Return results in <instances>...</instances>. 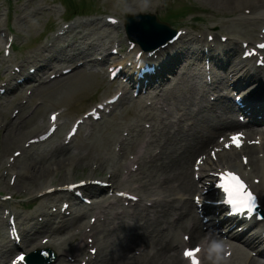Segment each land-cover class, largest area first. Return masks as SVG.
<instances>
[{
  "label": "bare ground",
  "instance_id": "obj_1",
  "mask_svg": "<svg viewBox=\"0 0 264 264\" xmlns=\"http://www.w3.org/2000/svg\"><path fill=\"white\" fill-rule=\"evenodd\" d=\"M214 1L220 4V8L222 10L228 11L231 14L233 12H241L246 8H250V14L245 15L247 19L253 18L254 15H258L264 19V9L262 7L258 8L259 6H264V0ZM151 2L152 0H134V2L132 3V5L136 7L134 13H143L146 12V7H155ZM122 22L124 23V21ZM250 24L251 22L244 23V26H246L249 32L253 31V27ZM72 29L73 27L71 26L70 30ZM229 30H234V26H231ZM189 35L187 36L188 38H186V36H181L173 44H169L166 48L163 49L166 53H169L168 61H166V59L165 62H163L165 67L168 69V74L164 75L160 81L161 86L165 88L164 101L167 103L173 102L174 104H172L175 106L177 111L182 114V117L178 119L177 123L169 121L170 112H168V119L165 120L162 117V114L165 112L160 111V114L157 117L156 121L152 124V132L149 133L148 130L141 128V123L147 118L145 114H149V108L147 106H144L145 102L149 100L148 95L140 96L141 99L134 100L130 95H128V92L124 91L125 95H123L120 102L123 101L130 104L131 102H133L132 105L129 106L128 104H126L122 109L115 110L112 114L105 118L102 123L96 124L89 132L88 136V138L90 139L94 134H96L95 138L91 141H89L88 139L85 141L83 140V142L81 143V146L84 147L83 150L92 149L95 152L99 153V157L94 158L95 162L97 163L96 169H94L93 171L90 169L91 159H89L88 157H83L81 153L80 155L76 156L72 155V148H68L67 146H64L62 144H59L55 147L54 151H56V153L48 152L46 155L37 154L36 156H32L29 161L25 162L21 166V169L18 168L17 178H19L24 172L29 174L30 176L33 175L32 177H24L21 179V181H18L19 183H21L22 190L28 191L32 189L33 192L42 191L53 185H62L63 183H65H62V180L65 179V181H67V179L70 178L74 172H78L79 169L86 168L90 169V175L97 172L102 175L106 172H110V179L114 182V179L117 178L119 173L118 165L112 167L110 166V160L111 158H114L116 154L112 149V144H120L121 150L125 151L128 149H134L142 138L144 139L147 136L150 137V139L148 140V146L153 147L154 151L159 149V154L155 156L151 155L153 157L154 166L149 171L150 176L147 181V186H149V188L152 185H155V187H157L162 175H166L164 179L165 182L170 181L171 183L176 182L177 184L167 186L165 191L168 192L169 195H166L161 200H156L158 209L152 211L154 214L151 213L138 215L137 218L145 220V223L140 226L141 229H144L143 232H140V229H137L136 225H122L121 222H118L115 219H111V217L109 216L101 221L98 225L96 224L93 228V232L96 238H98L99 243L97 244V251L99 255L94 258L95 260L92 261V264H120V257L126 251L129 252L135 245L138 246L135 249L144 247L141 251L140 256L136 257L135 260L129 261L125 264H186V261L180 255V250L179 253H177V250L180 248V239L174 233V223L168 221V218L171 219L173 217V214L177 211H180V217L179 219L177 218V221H179L181 227L183 225V223L181 222V217L187 218L188 226L185 225V227L187 229H190L193 234L194 240L201 239L198 238V236L204 234L202 229V222L200 221V219H198L199 217L194 212L196 207L193 204L192 200L189 199V197L183 199V197L171 198L170 196L176 192L183 193L187 196L189 193L196 190V183L192 178L191 170L189 168L190 161L192 160L196 152L204 149L205 146H207V144L210 142V133L223 129L221 127H223L224 125L222 124V122H224L223 116L225 112L231 111L230 116L233 118V112L238 111L240 107L235 105L234 102H231L229 96L226 97L224 93H220L221 91L227 90L230 87V80L227 77H224L223 74H216L218 78H216L214 81V88L217 89L215 93H218V97L216 100H213V103L208 101L209 97L206 95L204 90H200L198 86L191 82L189 73L194 70V66H199L200 61L197 65L192 63L188 58L179 57L184 52H186V49L183 47V43L189 40H195L194 37H191ZM86 37L87 34H82L80 36V38ZM99 37L102 39V35ZM56 39L55 44L57 45V42L62 39V36H58ZM79 42L83 41L81 39L75 38H73L72 40L73 44H77ZM225 44L228 45L221 46L215 51L213 48H211L210 52L204 55V57H206L207 59H211L210 62L212 68L215 70H219L220 67L224 66L226 62L228 60H231V58H233V56H235V53L237 52V45L228 42V40L225 42ZM98 45L99 44L93 41L90 44L79 46L77 47L76 52L69 55L68 60H72V58L75 56L82 57L80 59L88 57L90 56L89 53L97 48ZM202 52L199 48L198 50H192L191 54L192 56L198 54L199 57H202ZM40 56L44 55L40 53ZM221 56L223 58H220ZM2 63L4 64V61H2ZM23 63H25V60H22L20 62L21 67ZM34 65L38 66V63ZM50 68H53L52 65L50 66V62L46 61L40 67L38 66L35 73L29 75L27 79L29 80L32 78H36L39 76V74H41L42 72L45 73V70ZM76 69L80 70L75 73L80 74L79 76H77V78H75L77 82L81 80H83L84 82H88L89 79L96 78V75L91 71L87 72L81 70L79 67H77ZM25 71H27V69ZM70 77L73 76H69V78ZM243 81H239L238 83V87L240 89L247 87V85ZM255 81L264 83V78H260V73H258L257 69L253 73H251L248 82L251 83V85H254ZM63 84L57 87L50 86L48 90L39 89V93L42 94L44 100L47 102V104H49L50 102H52V99L56 98L63 91L67 90L68 85ZM24 85L25 84H23L15 92H9L8 94H10V96H14L17 92L18 95H22L23 92L19 89H22ZM242 91L240 90L238 94L244 93ZM254 95L255 94H247L244 100L248 103H252L253 101H255L254 103L264 104V85L260 88L259 93L255 96ZM9 103L10 101H6L0 104V115H5L7 108H9ZM12 103L16 105L17 99L13 100ZM193 105H195L196 108L193 107ZM245 113L248 116H251V114L247 112ZM126 117L127 119L125 121H122ZM183 119H188L191 122L189 129L186 128L182 123ZM2 122L5 124L4 129H6L5 144L2 147L4 151H8L10 148L12 149L13 146L17 144L22 147V143H24L28 138L32 137L31 135H36L37 132H39L42 129V126L45 124L41 121L34 122L30 116L28 117V119L24 120L21 125L16 124V122L12 119L7 123L6 121ZM225 125L227 126V123H225ZM9 126H13V129L18 130V133H13L14 137L12 135H9V132H7L9 131ZM124 130L129 131V135H127L126 137H124L123 134ZM77 146L78 145H76L75 147ZM66 150H68L69 153ZM105 150L106 155L102 156ZM145 153H147V150H145L143 154ZM50 159L51 162L49 161ZM261 165L262 170L264 171V157L261 159ZM147 166L149 167L150 164H148ZM254 170L260 171L259 168L256 167L254 168ZM154 172L161 173L158 176V180L154 178ZM1 176L3 175H0V183L2 182V185L5 188L9 187L10 185L8 184L7 180L3 181V179H1ZM262 178H264V173L262 175ZM50 182L52 183L49 184ZM60 182L61 184H59ZM152 188L154 187H151L150 189ZM96 190L97 189L95 187H90V185L84 188V191L85 193H87V195L95 193ZM148 194L150 193L148 192ZM49 198V201H43L44 206L38 208L35 213L30 215L29 217L22 218L21 215H17L19 225H16V229L18 231H21V234H23L25 237L20 246L28 248L29 250L38 248L42 246L41 243H43H40L39 239L43 238L44 236H48L50 237L51 241L46 245L57 248L61 259L64 257L62 260L66 259L68 255H74V257L75 255H80V253H78L76 250L78 247H80L79 244H77L75 248L74 246L63 247L62 245H65L66 240L73 239L78 231L86 230L88 223H86L85 220H81L85 215V210L81 208L73 212L70 217L68 216L62 218L61 228L55 231H49L53 229L49 227V225L48 227L39 228L36 225L39 224V222L37 221L38 216L53 214L49 210L50 203H53V205H55L64 197L58 195L56 197ZM0 204H3V202H0ZM107 207H109V205H107ZM112 213L113 212H111L109 215H111ZM120 215H122V213H120ZM149 217L153 220V222L149 221ZM44 223H48V218L45 219ZM46 229L48 231H45ZM251 231H248V233H250ZM245 238L247 241H249L248 245L255 242V238L253 237L246 235ZM101 240H104V242L102 243ZM212 245L210 246L208 253L206 250V255H219L218 249H212ZM17 248L19 247L13 244L0 245V264H6L7 257L11 252L17 250ZM249 256L250 255L242 254L241 252L234 249L233 261L235 263L238 262L239 264L240 261L244 262L245 264H264L257 261L256 258H250ZM261 256L264 257V252L261 254ZM206 258L209 257L206 256ZM92 259L93 257H89L88 261ZM89 263L91 264V262ZM221 263L224 264L222 261ZM221 263L214 260H208V264Z\"/></svg>",
  "mask_w": 264,
  "mask_h": 264
},
{
  "label": "rangeland",
  "instance_id": "obj_2",
  "mask_svg": "<svg viewBox=\"0 0 264 264\" xmlns=\"http://www.w3.org/2000/svg\"><path fill=\"white\" fill-rule=\"evenodd\" d=\"M65 1L66 0H0V31L7 35H11L13 38L16 35L14 41L15 50L11 55V59H14V62H17L18 59L23 57L25 58L30 55L31 52H36L41 46H44L50 32L55 30V28H57V26L68 16L63 5V3H66ZM69 2L76 5L77 9L81 8L80 6H83L84 4L87 5V10H84L83 12L89 14V16L76 18L74 20L87 21L89 17L100 18L107 15L126 19L127 15L131 14L136 9V7L132 5L134 0H69ZM151 3H153L155 7L145 9L147 12L156 13L159 18L169 20V23H171L173 27L191 26L193 27L192 32H200L203 34L204 40L207 33L219 32V30L224 34H234L239 36H250L251 34H247V30L242 27L243 22L239 18L240 12H233L231 14L228 11H224L220 8V4L214 0H152ZM177 13H181L182 15L179 16V18H170L172 14ZM6 14H8L7 17ZM231 26H234V30L230 31L229 28ZM256 28L258 31L260 29V24H257ZM79 30H81V33L88 34L86 38L82 39L83 42L77 43V45L80 46L87 45L91 41L96 42L100 46L102 44L111 45V43H109V37L113 39L114 36H116L113 30L106 28L101 23L83 25ZM99 31H101L100 34H102V39L98 40V36L100 35L98 33ZM119 36L123 40L124 47H126L123 29L119 30ZM68 38L69 42H72L69 35L65 38L63 43L57 45L55 51L47 54L51 63L56 64L57 66H64L72 64L71 62L78 59V57H76L71 61L68 60L69 55L77 50L75 49L77 48L76 44H73L71 48H66L67 42L65 41ZM185 48V53L189 56L188 50L190 48L192 49V46L185 45ZM0 55H3V43H1L0 46ZM188 59L195 62L196 58L190 56ZM196 62L198 61L196 60ZM96 68L97 69L91 70L94 71L96 78H91L88 82H84L83 80L77 82L75 78L80 74H74L71 75L73 77H66L68 79L65 78L61 81H54L47 87L40 86L41 90H48L50 86L57 87L66 81L64 84L68 85V88L56 98L52 99V102L49 104L44 100L41 93H39V97H37L38 99L33 98V102H38L37 104H39L35 118H38L39 116H47L50 110L58 109L59 107H64V109H66L64 113H67V116L64 115L67 118L75 117L92 104L113 93L115 89L110 91L106 90L108 83L107 75L105 78L98 73V70L102 71L100 69L102 68V65L97 64ZM87 72L89 71L87 70ZM194 74L198 75L199 84L196 82L194 83L199 87H202L200 82V70L196 68ZM2 75L3 74H0V77ZM0 118H2L1 115ZM190 124L191 122L188 120L184 122V125L188 128L190 127ZM86 135L87 134L84 132L79 134L73 144L76 145L78 141H81L82 139L84 140ZM95 136L96 134L91 137L92 139H90V141L93 140ZM81 150L83 149L80 148V151ZM93 152L94 150L90 149V157ZM77 178L80 179L78 176ZM20 190L21 187H19L18 190L0 187V194L10 195L11 192H17L18 196L11 201L13 205L20 207L18 206L19 203L24 199H28L30 196L28 194L21 195L22 192ZM1 241H3V239L0 236V242Z\"/></svg>",
  "mask_w": 264,
  "mask_h": 264
},
{
  "label": "snow or ice",
  "instance_id": "obj_3",
  "mask_svg": "<svg viewBox=\"0 0 264 264\" xmlns=\"http://www.w3.org/2000/svg\"><path fill=\"white\" fill-rule=\"evenodd\" d=\"M264 48V45H260ZM56 118V114H53L52 119ZM75 131V129H73ZM242 134H235L232 140L236 146L239 147L240 141L238 137ZM226 175V181L221 184L224 192L227 193V202L232 206L233 212H247L254 214L256 210V195L250 191L242 180L239 179L234 173L228 172ZM199 202V197H197ZM199 252V246L194 249H185L184 255L192 260V264H199V260L196 253ZM24 256L20 255L17 260H23Z\"/></svg>",
  "mask_w": 264,
  "mask_h": 264
},
{
  "label": "water",
  "instance_id": "obj_4",
  "mask_svg": "<svg viewBox=\"0 0 264 264\" xmlns=\"http://www.w3.org/2000/svg\"><path fill=\"white\" fill-rule=\"evenodd\" d=\"M140 17H139V19L142 21L143 24L155 25L156 22H157L154 17L149 16V15H143V16H140Z\"/></svg>",
  "mask_w": 264,
  "mask_h": 264
},
{
  "label": "clouds",
  "instance_id": "obj_5",
  "mask_svg": "<svg viewBox=\"0 0 264 264\" xmlns=\"http://www.w3.org/2000/svg\"><path fill=\"white\" fill-rule=\"evenodd\" d=\"M222 246V242H220V243H213V245H212V249H217V248H219V247H221ZM211 251V250H210ZM217 260H219V257H217Z\"/></svg>",
  "mask_w": 264,
  "mask_h": 264
}]
</instances>
